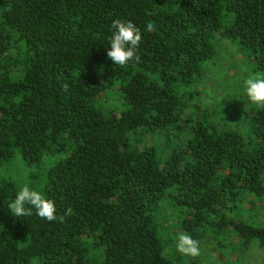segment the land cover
I'll return each mask as SVG.
<instances>
[{
  "label": "trees",
  "instance_id": "1",
  "mask_svg": "<svg viewBox=\"0 0 264 264\" xmlns=\"http://www.w3.org/2000/svg\"><path fill=\"white\" fill-rule=\"evenodd\" d=\"M116 19L142 36L125 67L107 57ZM219 38L264 72V0H0V168L49 160L31 180L72 209L15 217L0 174V264H162L165 202L199 242L264 247V225L231 215L264 197V108L199 102Z\"/></svg>",
  "mask_w": 264,
  "mask_h": 264
},
{
  "label": "rangeland",
  "instance_id": "2",
  "mask_svg": "<svg viewBox=\"0 0 264 264\" xmlns=\"http://www.w3.org/2000/svg\"><path fill=\"white\" fill-rule=\"evenodd\" d=\"M257 73L264 75L263 71L256 69L251 58L230 39L219 38L217 40V55L208 61L203 79L200 81L201 99L199 102L236 120L243 108L257 106L249 101L244 84L246 78ZM103 98L109 109L115 108L119 101L115 89L106 91ZM48 161H45L41 166L27 167L21 158H18L9 165V169L0 168V174L13 176L19 191L24 186L39 191L40 186L37 184V179L31 180L30 175L36 174L32 172H39L38 180H42L41 173L50 166ZM255 198L257 201L252 199L253 204H237L231 215L234 217L238 214L240 217L243 216L252 219L257 224L264 225V197ZM183 216L185 213H180L172 204L165 202L162 213L165 223L164 236H167V239L172 238V240L167 246L162 264H175L178 257L182 258L179 264H194V259L198 260L199 264H264V247L259 242L252 243L245 252L236 253L228 250V243H226L227 247L220 246L217 239H212V234L200 240V256L182 255L177 251L176 244L177 234L184 233L178 226V221Z\"/></svg>",
  "mask_w": 264,
  "mask_h": 264
},
{
  "label": "clouds",
  "instance_id": "3",
  "mask_svg": "<svg viewBox=\"0 0 264 264\" xmlns=\"http://www.w3.org/2000/svg\"><path fill=\"white\" fill-rule=\"evenodd\" d=\"M113 34L110 38V48L107 57L115 65L125 67L129 62L139 60L137 49L139 48L142 36L139 28L132 21H121L116 19L112 22ZM145 30L149 33L155 31V25L149 22ZM245 92L249 101L260 108H264V75L259 73L250 75L244 81ZM8 209L15 217L31 216L32 209L36 214L47 221L63 222L66 216L72 214V209L68 208L64 215L56 214V207L52 200L45 198L41 192L32 190L28 186L16 194L15 199L8 204ZM177 251L184 256L198 257L201 255L198 240L193 239L187 233L177 234Z\"/></svg>",
  "mask_w": 264,
  "mask_h": 264
}]
</instances>
